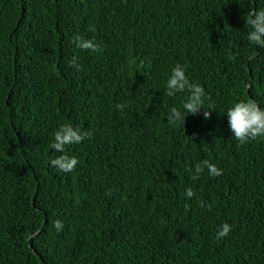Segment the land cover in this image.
<instances>
[{
    "label": "trees",
    "instance_id": "16d2710c",
    "mask_svg": "<svg viewBox=\"0 0 264 264\" xmlns=\"http://www.w3.org/2000/svg\"><path fill=\"white\" fill-rule=\"evenodd\" d=\"M260 8L0 0V264H264V138L241 145L226 114L241 100L264 108V48L246 24ZM177 65L205 89L209 118L169 125L188 98L167 95ZM65 123L88 138L58 153ZM60 155L79 164L58 171ZM205 160L223 174L193 179Z\"/></svg>",
    "mask_w": 264,
    "mask_h": 264
},
{
    "label": "clouds",
    "instance_id": "9594fccd",
    "mask_svg": "<svg viewBox=\"0 0 264 264\" xmlns=\"http://www.w3.org/2000/svg\"><path fill=\"white\" fill-rule=\"evenodd\" d=\"M246 24L251 26L248 32V40L260 47L264 48V8L253 10L251 14L246 17ZM75 42L77 46L83 49L92 50L95 52L102 51L101 46L93 40H85L82 37H76ZM76 59L73 58L72 65L75 66ZM186 68L177 65L172 69L171 75L167 80L166 89L167 95L174 97L177 93H188V98L181 106L172 107L167 116V121L170 126H177L184 124L186 116L189 114L195 115L201 109H204L203 115L205 118L211 116L209 109L215 107L210 106L205 108V89L199 84L193 83L186 74ZM126 105H117L118 109L125 108ZM228 117V125L232 136L241 144H247L252 140L264 138V108H262L255 101H237L230 106L226 111ZM88 138V134L82 132L80 128L74 127L70 123H65L59 127L54 136V142L51 145L52 150L58 153H64L65 148L72 144H80L83 140ZM51 166L61 172H72L79 164L78 158L68 155H60L50 161ZM207 172L212 177H219L223 174V169L217 164L208 160L202 161L197 166L196 175L193 179L198 178L199 174ZM194 195L192 189L186 192V198H191ZM55 229L59 232L65 227L63 221L56 220L54 222ZM233 230V226L224 223L218 228L216 239L223 240L228 237Z\"/></svg>",
    "mask_w": 264,
    "mask_h": 264
}]
</instances>
